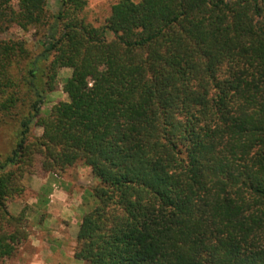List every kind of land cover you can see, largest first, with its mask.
<instances>
[{"label":"trees","instance_id":"1","mask_svg":"<svg viewBox=\"0 0 264 264\" xmlns=\"http://www.w3.org/2000/svg\"><path fill=\"white\" fill-rule=\"evenodd\" d=\"M46 1L0 0V34L41 32L35 55L0 38V259L27 235L7 209L24 173L82 162L86 264H264V0H118L99 27L86 0ZM60 68L67 100L41 115Z\"/></svg>","mask_w":264,"mask_h":264},{"label":"crops","instance_id":"2","mask_svg":"<svg viewBox=\"0 0 264 264\" xmlns=\"http://www.w3.org/2000/svg\"><path fill=\"white\" fill-rule=\"evenodd\" d=\"M73 173L25 178L23 185L30 193L8 200L7 209L13 215L23 211L27 235L15 254L0 259V264H86L74 256V250L85 180L92 184L97 180L87 166H76Z\"/></svg>","mask_w":264,"mask_h":264},{"label":"rangeland","instance_id":"3","mask_svg":"<svg viewBox=\"0 0 264 264\" xmlns=\"http://www.w3.org/2000/svg\"><path fill=\"white\" fill-rule=\"evenodd\" d=\"M118 0H86V6L84 7L81 15L85 17L86 21L91 23L95 27H99L105 23L106 18L110 14L111 5L116 3ZM137 2L138 0H132ZM16 3H14V7ZM59 7V0H47L46 1V9L54 13L57 11ZM41 36V32H36L34 28H29L28 30H22L16 25H13L7 32L0 34V38H18L23 39L26 41L28 49L31 51L32 55H35L41 49V41L39 40ZM107 38H112V34L107 33ZM98 69V68H97ZM12 72L15 77L18 74V68H13ZM70 69L69 68H60L58 71V76L56 77L53 83L52 90H45L44 91V101L40 107V114L46 115L50 110L51 107L62 100H67V95L63 92L62 87L64 81L67 76H69ZM23 108V107H22ZM26 109V107H24ZM22 112L25 110L21 109ZM16 123L10 119H3L0 117V160H2L11 150L14 140H15V131H16ZM31 131L33 135H40L42 132L41 127L36 126L35 124L32 125ZM76 166H83L85 167L82 162H77L73 166L67 168L64 173L74 174ZM89 168V167H88ZM48 172L43 171L40 167L38 162H35L29 172H25L22 176L21 182L23 183L25 178H31L33 175H38L39 177L42 175L47 174ZM49 178H54L53 174H50ZM89 178V177H87ZM97 180V179H96ZM86 189H84V208L81 210V216L88 211L95 203V200L91 196V188L95 185L90 183L89 179L85 180ZM80 185H84L81 183ZM90 186V187H88ZM25 187V186H24ZM83 187V186H82ZM26 189V188H25ZM29 190H24L22 195L29 194Z\"/></svg>","mask_w":264,"mask_h":264}]
</instances>
